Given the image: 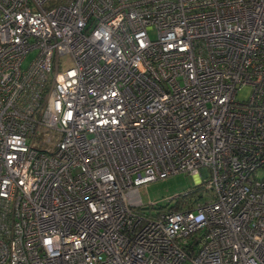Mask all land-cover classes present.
Instances as JSON below:
<instances>
[{"label":"built area","instance_id":"built-area-1","mask_svg":"<svg viewBox=\"0 0 264 264\" xmlns=\"http://www.w3.org/2000/svg\"><path fill=\"white\" fill-rule=\"evenodd\" d=\"M0 264H264V0H0Z\"/></svg>","mask_w":264,"mask_h":264},{"label":"rangeland","instance_id":"rangeland-1","mask_svg":"<svg viewBox=\"0 0 264 264\" xmlns=\"http://www.w3.org/2000/svg\"><path fill=\"white\" fill-rule=\"evenodd\" d=\"M150 37L154 38V35L150 34ZM34 56V52L29 53L24 60L23 67H27ZM249 94L250 89L244 87L238 92L237 100L245 101ZM195 188H197V185L194 178L183 174L172 175L149 183L146 187L139 189V196L145 207L144 213L149 214L159 208L173 207L176 204V196L182 195L184 192L193 191ZM166 200H170V202L166 203ZM139 213L142 214L143 212Z\"/></svg>","mask_w":264,"mask_h":264},{"label":"trees","instance_id":"trees-1","mask_svg":"<svg viewBox=\"0 0 264 264\" xmlns=\"http://www.w3.org/2000/svg\"><path fill=\"white\" fill-rule=\"evenodd\" d=\"M192 197H193V196L189 197V199H187V202H189V200H190ZM185 203H186V202H178V203H176L175 206H173L172 210L177 211V210L182 209ZM187 204H189V203H187ZM188 206H189V205H188ZM189 207H190V206H189Z\"/></svg>","mask_w":264,"mask_h":264}]
</instances>
